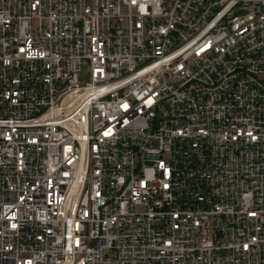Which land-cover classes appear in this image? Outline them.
Here are the masks:
<instances>
[{
    "label": "built area",
    "instance_id": "built-area-1",
    "mask_svg": "<svg viewBox=\"0 0 264 264\" xmlns=\"http://www.w3.org/2000/svg\"><path fill=\"white\" fill-rule=\"evenodd\" d=\"M0 264H264V0H0Z\"/></svg>",
    "mask_w": 264,
    "mask_h": 264
},
{
    "label": "rangeland",
    "instance_id": "rangeland-1",
    "mask_svg": "<svg viewBox=\"0 0 264 264\" xmlns=\"http://www.w3.org/2000/svg\"><path fill=\"white\" fill-rule=\"evenodd\" d=\"M90 79V70H89V65L88 63H84L82 65V71L79 75V82L84 84L87 83Z\"/></svg>",
    "mask_w": 264,
    "mask_h": 264
}]
</instances>
